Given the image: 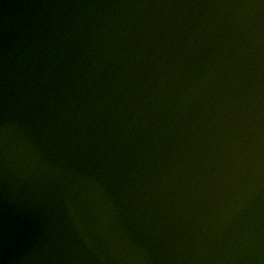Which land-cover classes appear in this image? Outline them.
Returning <instances> with one entry per match:
<instances>
[{
	"label": "water",
	"instance_id": "95a60500",
	"mask_svg": "<svg viewBox=\"0 0 264 264\" xmlns=\"http://www.w3.org/2000/svg\"><path fill=\"white\" fill-rule=\"evenodd\" d=\"M0 264H264V0H0Z\"/></svg>",
	"mask_w": 264,
	"mask_h": 264
}]
</instances>
